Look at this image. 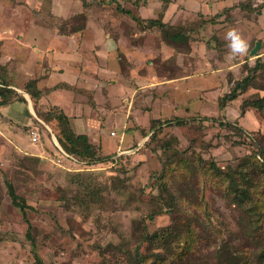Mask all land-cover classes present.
<instances>
[{
  "label": "rangeland",
  "instance_id": "1",
  "mask_svg": "<svg viewBox=\"0 0 264 264\" xmlns=\"http://www.w3.org/2000/svg\"><path fill=\"white\" fill-rule=\"evenodd\" d=\"M127 2L111 0L106 5L100 4L107 13L95 10V15H106L107 24H130L124 18L129 13L117 9L120 4L136 9L134 17L165 21L173 5L172 0H148L147 5L136 7ZM22 4L24 0H0V34L4 28L12 29L10 37L19 49L24 48L20 44L24 42L30 48L37 42L58 44L62 37L51 29L31 26L25 29L37 22L55 24L57 20L49 4H43L38 15ZM239 12L232 14L237 17L234 24H253L247 20L264 24V15ZM225 17L219 24H231L225 23ZM214 19L207 14L202 19H189L186 24H192L193 29L168 24L169 33H190L179 42L169 41L162 31L148 27L147 34L146 29L138 39L137 46L144 43L141 51L135 54L130 46H125L133 50L135 61L132 63L120 53L118 62L124 77L119 75V81L108 88L111 106L123 105L119 96L122 90L128 98L119 108L123 111L121 116L127 115V123L122 127L125 139L120 142L121 132L116 131L117 142H112L118 146L107 154L95 145L103 155L115 154L107 162L60 158L62 152L50 134L52 131L57 137L56 121L47 122L38 116L40 119L33 124L41 126V140L29 142L30 147L25 143L30 141V126L26 130L22 124L0 122V264H38L32 239L44 264H150L155 257H159V264H219L220 245L230 238L236 239L234 233L239 230L240 219L249 222L250 231L249 236L234 241L236 247H245L240 256L248 261L243 263L264 264V256H260V252L264 253V111L247 107L242 113L241 107L245 99L264 96V69L254 74L256 82L249 87L250 91L220 109L222 97L236 78L247 74L245 66H253L256 60L247 57L237 72L231 71L228 65L233 60L238 63L240 57L230 56L225 40L227 30L218 27ZM70 23L83 24L82 19ZM213 28L218 32L215 29L208 38ZM20 34L21 39L17 38ZM165 42L179 50L188 47L197 51L191 54L193 58L179 60L177 52L169 56L162 51ZM32 53L38 56L36 51ZM261 58L264 62V57ZM21 59L19 55H11V72L23 70ZM178 68L180 72L201 74L178 84L175 81ZM87 97L92 103L94 95ZM98 103L93 117L107 116L110 112L106 113L108 107L103 96ZM177 117L191 120V124L172 127L170 124L175 123L169 121L175 122ZM222 121L237 123L244 131L222 128ZM88 126L92 125L86 124L85 128L74 123L80 130ZM105 132L109 133L108 127ZM130 133L133 137L128 136ZM174 137L178 140L174 141ZM166 140L172 141L167 150L162 148ZM182 157L188 166L187 174L178 168L177 162ZM168 158L174 163L159 180L162 161ZM7 180L32 206L27 209L33 225L31 237L27 221L11 201ZM235 180L244 188L238 197L232 188L228 190ZM147 232L152 234L151 239L145 237ZM180 250L187 252L183 261L177 255Z\"/></svg>",
  "mask_w": 264,
  "mask_h": 264
},
{
  "label": "crops",
  "instance_id": "2",
  "mask_svg": "<svg viewBox=\"0 0 264 264\" xmlns=\"http://www.w3.org/2000/svg\"><path fill=\"white\" fill-rule=\"evenodd\" d=\"M84 1L86 4H84ZM128 1V4L135 7L136 5L145 6L148 4V0H144L146 3L142 5L138 2L133 5V0ZM24 2L25 4L22 5L26 6L27 10L31 12L33 10L37 15L41 12L40 9L43 8V4H49L50 12L57 20L55 24L41 25L39 22L28 24L25 26V29H31L29 26L35 29L38 27V29L42 30L44 28L51 29L53 33L62 38L58 44L51 43L50 45L49 43L41 44L37 42V39H34L37 44L33 48L27 46L25 42L20 43L16 41V43L18 42L24 46V48L19 49L13 43V38L10 37L12 29L4 28L2 30L3 33L0 34L1 39H3L0 42V122L8 120L12 125L22 124L28 130L27 127L40 119L36 113L32 97L25 89V83L28 80L37 79V86L42 91V104L62 109L68 115L73 130L78 134L87 135L89 141L94 145L102 147L105 154L115 151L118 145L116 146L112 141L115 140L117 132H121L120 137L122 140L120 142L125 139V132L122 130V127L127 123V115L125 113L121 116L123 111L119 108L126 104L125 101L127 102L128 98L125 91L122 90V92H119V96L123 101V105L119 103L118 105L111 106L108 100V88L112 86V83L115 85L119 81V75L122 76V70L118 62L120 53L127 56L133 63L135 61L134 52L136 54L138 51H141L139 48L144 45L143 43L141 46H137L138 39L140 35H143L142 31L147 29L145 31L147 34L150 28L137 24V17L133 16L136 9H133L131 6L130 8L129 6L128 8L125 7L130 10V13H125L129 15L128 17L124 16V18L129 19L130 24H107L106 15L105 17H97L94 11L98 10L106 14V9L102 5H106L111 0H24ZM172 3L173 5L169 8L164 21L167 24H182L183 26L190 27L192 24H186L189 19H202L207 14L216 17L214 19L218 21L216 25L222 27L225 31L240 27L235 30L249 44V54L242 55L243 59H241L242 56H239L240 61L238 63L233 60L234 62L228 65V68L232 69L231 71L237 72V68L239 69V67L243 66V62L247 57L248 60H258L262 56L264 57V24H254L255 21L250 20H247V22L249 21L253 24H234L237 22V17L232 15L233 13H240L239 11H242L243 13L253 12L252 14H260L263 17L264 0H172ZM45 7L47 8V6ZM82 13H86V17L82 18L83 24H62L64 21ZM227 14L229 15L227 16ZM225 15L227 17H225V23L229 22L231 24H219ZM124 18L122 17V19ZM141 19L150 18L142 17ZM190 28L193 29L194 27ZM153 29H156L154 30L155 32H161L159 28L153 27ZM215 29L213 28L208 38L214 35ZM240 29L242 32H240ZM182 32L184 33V31ZM187 33L190 34L188 31ZM191 36L197 37L192 34ZM17 38L21 39L23 36L20 34ZM147 38L145 39L146 41ZM255 38L257 39L256 41ZM252 41L254 44L251 46ZM205 42L207 43L208 39ZM256 42L260 43V48L255 58H252L251 51L255 47ZM39 43L42 48L39 47ZM165 43L164 46L163 44L161 46L162 51L166 52L169 56L177 52L176 56L178 54L181 56L179 60H183L185 57L190 58L191 54L194 55L193 53L197 51V49L193 50V48L189 49L188 47L179 50L177 47L172 46V44ZM125 46H130L134 52ZM146 48L148 49V47ZM30 49H32V52L36 51L38 56L33 55ZM189 53L190 55H188ZM11 55L22 57V71L13 70L14 72H11ZM191 57L193 58V56ZM260 62L262 61L260 60ZM245 69L247 72L246 66ZM16 72L17 74H15ZM198 74L196 71L186 73L179 70L175 81L183 82L185 81L184 79L188 81L189 77ZM182 82H178V84ZM247 91L250 90L248 89ZM88 94L94 95L92 103L88 101ZM101 96L104 97L106 106L108 107L106 113H110L107 116L106 114H97V117H93L95 109L99 104L98 99ZM79 117H83V119L81 121L77 120ZM73 122L83 125L85 128L86 124H91L92 126L80 130L74 127ZM107 127L109 130L108 134L105 132ZM111 127L112 129L116 127L117 130H112ZM112 131H115L114 135H112ZM128 136L133 137L132 133ZM28 138L30 141L27 140L25 143L26 146L30 147L29 142H33L29 134Z\"/></svg>",
  "mask_w": 264,
  "mask_h": 264
},
{
  "label": "trees",
  "instance_id": "3",
  "mask_svg": "<svg viewBox=\"0 0 264 264\" xmlns=\"http://www.w3.org/2000/svg\"><path fill=\"white\" fill-rule=\"evenodd\" d=\"M135 3L139 2L141 5L143 3H146L144 0H133ZM84 4L86 2L84 1ZM117 9L121 13H130L129 9L123 8L120 4H118ZM80 15V16H79ZM86 17V13L78 14L75 17H72L71 19H68L64 21L65 24H69L70 22L75 21L76 19H82ZM137 22L141 26H146V27H156L159 28L162 33L166 36V39L169 41H176L179 42L183 40V37H188L187 35H184L183 32H176V33H169L166 28L168 27V24L161 20V18H150V19H141L137 17ZM71 24V23H70ZM247 74L241 78L238 79L236 82H234L233 87L230 89L228 93H226L221 101H220V109H224L227 105L228 102L237 99L241 94L245 93L249 87L254 86L256 80L254 79V74L258 69H264V62H260V60H256L253 66L247 65ZM25 89L26 91L31 95L32 100L34 102V107L35 110L42 119H44L47 122L51 121H56L57 122V139L62 147V149L67 152L70 155H73L76 157L78 160L82 162H88V163H102V162H107L110 160L111 157H113L115 154H109V155H103L98 149H96L95 145L92 144L88 136L85 134H78L76 133L70 123L68 115L60 108L56 106H47L41 103V96H42V91L38 88L37 86V79H30L25 83ZM242 113L244 112L245 108L247 107H252L258 109L260 112L264 111V96H260L255 99H245L242 104ZM204 119H209V118H204ZM213 120H216L215 118H211ZM169 121V120H166ZM171 123L175 124H170L172 127H177V126H183V125H190L191 120L188 119H182V118H175V122L169 121ZM159 123H165L164 122H159ZM220 125L222 128H231L233 130L238 131L239 133L244 131L241 126H239L237 123H232L229 121H222L220 122ZM156 127V126H154ZM155 132H153L154 135ZM156 135V134H155ZM174 141H177L178 139L176 137L173 138ZM172 147V141L166 140L165 143L162 145V148L167 150ZM264 155V154H263ZM117 161V160H115ZM174 163L173 159L168 158L167 160L162 161V166L163 169L162 171L158 174L159 180L163 179L168 171L167 168L172 166ZM178 168H183L187 174L188 172V166L186 165L185 159L182 157L178 160ZM216 175H219L218 173L214 172ZM185 174V175H186ZM246 178V177H244ZM246 180V179H244ZM7 187H8V193L11 198V201L14 206L18 207L20 211L22 212L25 220L28 223V235L31 237L30 230L33 228V225L31 221L29 220L27 216V209L32 208L27 203V200L20 196L13 183L10 180L6 181ZM228 187V184H227ZM233 189V192L235 193L236 197H238V192L244 190L242 188V185L239 183L238 180L231 181V184L228 188V190ZM240 205V204H239ZM148 239L152 238V234L147 232ZM249 222L245 221L243 222L240 219L239 222V230L234 233V237L238 240L239 237H245L249 236ZM234 238H230L228 242L223 241L221 243V251L219 255V264H245L243 261H248L245 258H241V254L244 252L245 247H237L234 244V241H236ZM186 244H190V242H186ZM142 245V239L139 240L138 244V251L139 248ZM232 252H230V250ZM32 251L33 254L36 258V261L38 264H44L42 258L39 256V254L36 251L35 248V242L32 239ZM187 252L180 250L177 252V255L182 258L181 260L183 261L186 257ZM182 256V257H181ZM260 256H264V253L260 252ZM146 258L147 256H143ZM147 259V258H146ZM159 257L153 258V260L150 261V264H159L158 263Z\"/></svg>",
  "mask_w": 264,
  "mask_h": 264
},
{
  "label": "clouds",
  "instance_id": "4",
  "mask_svg": "<svg viewBox=\"0 0 264 264\" xmlns=\"http://www.w3.org/2000/svg\"><path fill=\"white\" fill-rule=\"evenodd\" d=\"M225 40L227 41V47L232 58L249 54V44L235 29L227 31Z\"/></svg>",
  "mask_w": 264,
  "mask_h": 264
},
{
  "label": "built area",
  "instance_id": "5",
  "mask_svg": "<svg viewBox=\"0 0 264 264\" xmlns=\"http://www.w3.org/2000/svg\"><path fill=\"white\" fill-rule=\"evenodd\" d=\"M111 133H112V135H114L115 131H112ZM28 134L30 135L31 141L33 143L39 142L41 140V126H39L38 124L30 125L29 130H28ZM50 134L53 136V138L55 140V143H56L57 139H56L55 135L53 134L52 131H50ZM58 146H59V149L62 152V154H60V156H61L60 158L66 157L68 161L71 160L73 162H78V159L76 157H74L73 155H70L67 152H65L60 145H58ZM60 158L58 159L59 161L61 160Z\"/></svg>",
  "mask_w": 264,
  "mask_h": 264
},
{
  "label": "water",
  "instance_id": "6",
  "mask_svg": "<svg viewBox=\"0 0 264 264\" xmlns=\"http://www.w3.org/2000/svg\"><path fill=\"white\" fill-rule=\"evenodd\" d=\"M259 48H260V43H259V42H256L255 47H254V48L252 49V51H251V55H252V56H253V55L255 56ZM56 143L58 144V141H56ZM58 145H59V144H58Z\"/></svg>",
  "mask_w": 264,
  "mask_h": 264
}]
</instances>
